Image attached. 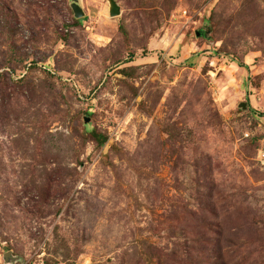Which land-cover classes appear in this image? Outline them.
Here are the masks:
<instances>
[{"label": "rangeland", "instance_id": "rangeland-1", "mask_svg": "<svg viewBox=\"0 0 264 264\" xmlns=\"http://www.w3.org/2000/svg\"><path fill=\"white\" fill-rule=\"evenodd\" d=\"M76 1L0 0V264H264V0Z\"/></svg>", "mask_w": 264, "mask_h": 264}, {"label": "water", "instance_id": "water-1", "mask_svg": "<svg viewBox=\"0 0 264 264\" xmlns=\"http://www.w3.org/2000/svg\"><path fill=\"white\" fill-rule=\"evenodd\" d=\"M71 8L76 18H80L83 16V11L76 0H73V3L71 4ZM119 11L120 10H119L118 5H116L115 2L111 1L110 2V15L116 16L119 14Z\"/></svg>", "mask_w": 264, "mask_h": 264}]
</instances>
